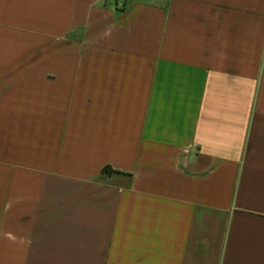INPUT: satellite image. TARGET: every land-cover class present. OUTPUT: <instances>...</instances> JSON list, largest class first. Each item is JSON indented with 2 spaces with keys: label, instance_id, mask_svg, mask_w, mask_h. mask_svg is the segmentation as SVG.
<instances>
[{
  "label": "crops",
  "instance_id": "1",
  "mask_svg": "<svg viewBox=\"0 0 264 264\" xmlns=\"http://www.w3.org/2000/svg\"><path fill=\"white\" fill-rule=\"evenodd\" d=\"M0 264H264V0H0Z\"/></svg>",
  "mask_w": 264,
  "mask_h": 264
},
{
  "label": "trees",
  "instance_id": "2",
  "mask_svg": "<svg viewBox=\"0 0 264 264\" xmlns=\"http://www.w3.org/2000/svg\"><path fill=\"white\" fill-rule=\"evenodd\" d=\"M110 173H112L111 170L105 169L104 172H103V175L106 176V175H109Z\"/></svg>",
  "mask_w": 264,
  "mask_h": 264
}]
</instances>
